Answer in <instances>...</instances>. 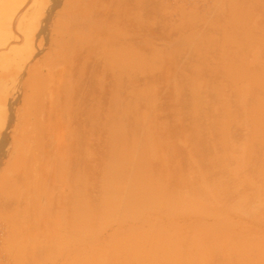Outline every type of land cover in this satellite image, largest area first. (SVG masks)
Instances as JSON below:
<instances>
[{
  "label": "crops",
  "instance_id": "obj_1",
  "mask_svg": "<svg viewBox=\"0 0 264 264\" xmlns=\"http://www.w3.org/2000/svg\"><path fill=\"white\" fill-rule=\"evenodd\" d=\"M2 144L0 264H264V0H0Z\"/></svg>",
  "mask_w": 264,
  "mask_h": 264
},
{
  "label": "rangeland",
  "instance_id": "obj_2",
  "mask_svg": "<svg viewBox=\"0 0 264 264\" xmlns=\"http://www.w3.org/2000/svg\"><path fill=\"white\" fill-rule=\"evenodd\" d=\"M7 142H9V141H7ZM4 144H5V142H4ZM4 144H2V145H4ZM6 148H7V144L2 146V147H0V164L4 160L3 156L6 155V152H7ZM0 230H1V228H0ZM0 242H1V237H0ZM3 259H4V254L0 251V262H2Z\"/></svg>",
  "mask_w": 264,
  "mask_h": 264
}]
</instances>
